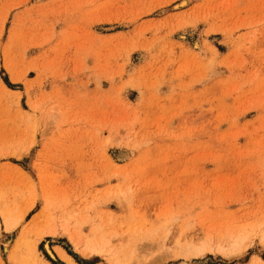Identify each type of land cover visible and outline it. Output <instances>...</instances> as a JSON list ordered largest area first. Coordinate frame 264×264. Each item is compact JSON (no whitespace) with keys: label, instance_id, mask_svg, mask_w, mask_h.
I'll return each mask as SVG.
<instances>
[{"label":"rangeland","instance_id":"1","mask_svg":"<svg viewBox=\"0 0 264 264\" xmlns=\"http://www.w3.org/2000/svg\"><path fill=\"white\" fill-rule=\"evenodd\" d=\"M184 1L0 0V264H264V0Z\"/></svg>","mask_w":264,"mask_h":264},{"label":"bare ground","instance_id":"2","mask_svg":"<svg viewBox=\"0 0 264 264\" xmlns=\"http://www.w3.org/2000/svg\"><path fill=\"white\" fill-rule=\"evenodd\" d=\"M190 1V0H189ZM188 2V0H185L183 4H186ZM176 5V4H175ZM173 6V7H176V6ZM165 11V10H164ZM14 222V221H13ZM16 223V222H15ZM14 223V224H15ZM13 226V224H12ZM57 255L65 262H67L68 264H77L74 260V258L68 253L66 252L63 248H57L56 251Z\"/></svg>","mask_w":264,"mask_h":264}]
</instances>
